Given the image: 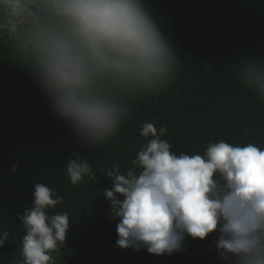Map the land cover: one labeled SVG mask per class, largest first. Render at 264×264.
Segmentation results:
<instances>
[{"label":"clouds","instance_id":"obj_1","mask_svg":"<svg viewBox=\"0 0 264 264\" xmlns=\"http://www.w3.org/2000/svg\"><path fill=\"white\" fill-rule=\"evenodd\" d=\"M0 35L22 51L27 71L53 115L88 149L111 144L135 112L134 100L162 94L180 60L146 0H0ZM233 71L264 101V57H241ZM165 126L145 122L132 167L104 170L116 247L157 256L184 251L187 236L218 232L222 260L264 264V147L210 142L204 155L172 151ZM72 185L96 180L79 151L62 169ZM137 170H139L137 172ZM32 206L18 214L23 235L16 264H56L70 228L56 188L34 185ZM0 232V248L9 241Z\"/></svg>","mask_w":264,"mask_h":264},{"label":"trees","instance_id":"obj_2","mask_svg":"<svg viewBox=\"0 0 264 264\" xmlns=\"http://www.w3.org/2000/svg\"><path fill=\"white\" fill-rule=\"evenodd\" d=\"M156 14L180 60L175 81L162 94L134 100L135 112L111 144L88 149L50 109L45 93L27 71L21 50L0 35V232L9 241L0 248V264L20 258L22 221L17 216L31 207L36 183L56 188L70 228L56 264H235L222 260L215 241L187 236L185 250L172 255L150 254L116 247L117 219L103 194L111 186L104 170L119 165L121 172L145 139V122L165 126L172 151L204 155L210 142L256 143L264 147V101L235 76L241 57H264V0H146ZM79 151L93 166L96 180L72 185L63 172ZM139 170H137L138 172Z\"/></svg>","mask_w":264,"mask_h":264}]
</instances>
